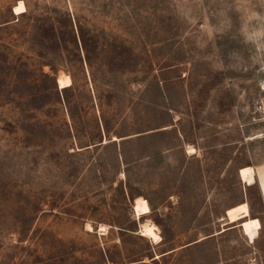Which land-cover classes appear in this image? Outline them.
<instances>
[{
  "label": "rangeland",
  "instance_id": "374dc122",
  "mask_svg": "<svg viewBox=\"0 0 264 264\" xmlns=\"http://www.w3.org/2000/svg\"><path fill=\"white\" fill-rule=\"evenodd\" d=\"M261 162L264 0H0V264H264Z\"/></svg>",
  "mask_w": 264,
  "mask_h": 264
},
{
  "label": "crops",
  "instance_id": "0c3cea01",
  "mask_svg": "<svg viewBox=\"0 0 264 264\" xmlns=\"http://www.w3.org/2000/svg\"><path fill=\"white\" fill-rule=\"evenodd\" d=\"M252 166L255 167V182L253 184L258 185L260 187V191L264 201V162L253 164Z\"/></svg>",
  "mask_w": 264,
  "mask_h": 264
},
{
  "label": "bare ground",
  "instance_id": "6f19581e",
  "mask_svg": "<svg viewBox=\"0 0 264 264\" xmlns=\"http://www.w3.org/2000/svg\"><path fill=\"white\" fill-rule=\"evenodd\" d=\"M26 11V5L22 1L19 5L16 6V12H23ZM60 83L62 87H66L68 85H71L72 79L69 76L63 77L60 79ZM155 230V227L152 225H146L144 228V231L148 234H152Z\"/></svg>",
  "mask_w": 264,
  "mask_h": 264
}]
</instances>
